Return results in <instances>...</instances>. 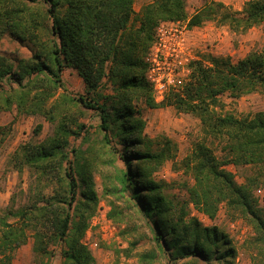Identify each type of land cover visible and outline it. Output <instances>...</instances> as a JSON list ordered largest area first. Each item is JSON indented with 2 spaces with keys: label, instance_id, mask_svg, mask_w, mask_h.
<instances>
[{
  "label": "trees",
  "instance_id": "16d2710c",
  "mask_svg": "<svg viewBox=\"0 0 264 264\" xmlns=\"http://www.w3.org/2000/svg\"><path fill=\"white\" fill-rule=\"evenodd\" d=\"M133 2L0 0V38L8 35L31 52L18 59L0 54V111L15 108L19 114L41 116L52 127L44 139L19 145L7 161L19 175L26 168L32 179L21 191L23 201L17 202L13 193L0 209V264H12L15 251L29 236L36 264H51L55 247L60 264H96L81 241L99 202L89 157L94 147L89 144L88 126L79 121L84 110L97 113L101 144L117 140L125 148L124 166L115 170V183L106 187L111 195L108 216L120 219L123 210L131 208L140 218L143 226L137 234L150 247L136 253L135 264H234L237 253L229 236L195 216L187 217L185 207L175 204L152 178L171 156L149 151L141 135L144 122L132 105L138 99L152 107L172 106L193 114L204 136L221 142V159L203 140L185 159L193 178L190 202L210 219L223 202L251 226L248 247L264 258V205L252 194L253 186L264 180V110L237 117L222 112L221 100L224 94L236 100L264 93V49L235 62L216 55L190 60L187 79L158 103L145 78L143 60L160 21L187 19L191 28L215 19L230 33L240 34L264 24V0H247L241 16L211 0L189 17L185 0H152L137 15ZM65 68L77 72L85 94L63 88ZM103 82L110 85V95L100 90ZM41 128L37 124L34 133ZM71 137L78 143H71ZM228 164L249 165L256 172L239 184L224 168ZM136 243L137 239L130 245ZM124 252L130 255L131 249ZM160 253L167 256L166 263L160 261Z\"/></svg>",
  "mask_w": 264,
  "mask_h": 264
},
{
  "label": "rangeland",
  "instance_id": "374dc122",
  "mask_svg": "<svg viewBox=\"0 0 264 264\" xmlns=\"http://www.w3.org/2000/svg\"><path fill=\"white\" fill-rule=\"evenodd\" d=\"M151 1L134 0L133 14L137 15L142 6ZM210 1L185 0L187 17ZM213 1H221L229 11L241 16L242 7L247 0ZM134 24L137 25L135 22ZM163 25L169 30L168 35L171 36L173 32L176 34L170 38V42H172L171 49H176L177 56H173V71L166 69L161 71L166 83V91L163 92H159L154 83L148 79V66L144 61L146 64L145 78L152 86V97L155 103L162 101L164 92L167 93L169 89L177 88L187 79V64L192 59H203L206 55H216L227 56L235 62L250 51L264 49V24L256 25L244 33L232 34L227 26L218 23L215 19L206 20L201 25L191 28L187 26V19H183L160 21L155 28L153 42L147 53L154 45L158 29ZM0 54L18 59L29 57L31 52L24 44L5 35L0 38ZM173 57H171L172 60ZM62 83L63 88L73 94H85L83 80L74 69L65 68L63 70ZM100 90L103 95L111 93L110 85L106 82H103ZM221 100L224 103L222 112L231 113L237 117L252 116L264 110V93L254 92L236 100L224 94ZM132 105L136 111L135 115L144 122L141 135L149 151L153 153L164 151L165 154L171 156L152 173V178L162 185L163 193L178 206H184L188 212L187 217L195 216L203 225H214L223 230L236 249L234 264H264V258L253 254L248 247V240L252 237L253 230L244 219L231 214L223 202L218 205L214 218L210 219L190 202L188 188L193 184V178L189 168L185 165V159L190 155L194 144L202 140L221 159L223 155L221 142L205 137L201 130L200 120L193 114L179 112L172 106L152 107L142 99L134 100ZM84 111L85 114L79 117V121L88 126L89 144L94 147L89 157L92 163L93 189L99 197V202L81 241L92 252L96 264H135L136 253L150 247L147 239H139V234H137V231H142L143 226L140 218L131 208L123 210L120 219L108 216L110 210L108 198H111V195L106 187L115 183L113 178L115 170L124 166L122 157L125 148L117 140H113L109 146L101 144V133L97 130L99 124L97 113L93 110ZM37 124L42 125L39 134L34 133ZM51 130V124L41 116L19 114L15 108L10 111H0V209L9 203L13 193L16 194L17 202L23 201L21 191L27 188L32 179L26 168L19 175L12 166L7 164L10 155L25 142L44 139L51 133ZM70 141L77 144L79 140L71 137ZM128 145V148H131L132 144L128 143ZM109 147H112V150ZM140 147L143 148V145ZM224 168L234 174L235 181L239 184L245 183V178L256 172V168L249 165L228 164ZM252 194L257 198L259 205H264V180L253 186ZM115 196L117 205L124 206L120 192H116ZM135 239L137 243L131 246L130 242ZM31 244L32 238L29 236L27 242L15 251L12 264H36ZM127 248L131 249L130 255L124 252ZM159 259L166 263L167 256L161 254ZM61 260L59 247H55L51 264H60Z\"/></svg>",
  "mask_w": 264,
  "mask_h": 264
},
{
  "label": "built area",
  "instance_id": "2783aa9c",
  "mask_svg": "<svg viewBox=\"0 0 264 264\" xmlns=\"http://www.w3.org/2000/svg\"><path fill=\"white\" fill-rule=\"evenodd\" d=\"M168 34L169 30L167 27L164 25L160 26L155 37L154 45L144 58L148 66V79L154 83V86L158 88L159 92L166 91V83L161 71L164 69L173 71L174 57L177 56V52L175 53L176 49H171L172 42H170V38H172L175 33L173 32L171 36ZM171 57H173V60Z\"/></svg>",
  "mask_w": 264,
  "mask_h": 264
}]
</instances>
